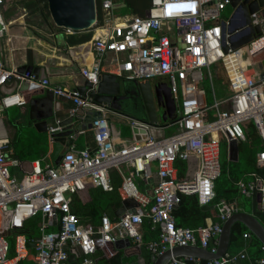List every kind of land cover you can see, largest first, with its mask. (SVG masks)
<instances>
[{
  "label": "built area",
  "instance_id": "built-area-1",
  "mask_svg": "<svg viewBox=\"0 0 264 264\" xmlns=\"http://www.w3.org/2000/svg\"><path fill=\"white\" fill-rule=\"evenodd\" d=\"M231 1L151 0L143 16L134 13L118 16L114 11L119 0H99L98 8L95 0L96 22L88 31L91 38L75 46L88 43L93 56L89 65L82 64L78 70L84 83L90 86L83 93L77 88L53 85L47 78L41 80L31 72L18 73L14 66H6L1 53L0 121L8 109L28 106L25 91L20 90L23 83L28 85L26 91L49 90L54 98L68 101V117L80 124L86 112L95 115V121H91L89 129L91 147L79 149L71 143L57 164L34 161L29 169L11 157V139L0 137V264H17L31 257L28 242L34 244V264H71V256L76 264H95L93 256L99 248L106 243L115 248L116 242L123 240L121 230L130 242L146 247L154 256L187 246L216 251L223 223L236 212V207L224 199L212 204L214 183L221 172V143L244 142L242 125L248 121L264 142V72L250 74L245 67L264 50V21L258 13L251 15V24L260 25L261 35L224 54L222 25L224 22L228 27L230 17L224 14ZM4 11V0H0V39L7 36L9 27L15 23L4 19ZM62 30L65 38L74 34L72 30ZM107 58L110 68L105 71ZM214 69L226 79V91L221 96L213 88ZM103 72L121 80L154 79L166 83L176 107L173 118L161 126L122 115L131 137L127 143L117 145L109 123L112 110L95 103L89 95L96 90ZM206 82L211 85L214 100L210 104L204 88ZM5 89L11 90L2 92ZM60 121L47 126L50 143L54 142L53 134L62 132ZM165 130L174 131L165 136ZM187 158L196 160L195 171L189 180L179 181L174 163ZM256 163L264 168V151L256 154ZM111 171L121 180L116 192L121 200H133L134 211H126L116 221L104 215L95 228L79 224L70 209L71 196L83 190L87 182L105 192L113 191ZM154 172L156 181L150 199L135 181H151ZM250 177L249 182L236 184L238 191L246 197L264 193L262 178L256 173ZM179 195H195L200 206H214L216 220L207 218L205 226L197 229L177 227L173 211L180 201ZM35 217L40 219L39 234L28 240L24 226ZM55 217L58 229L49 232ZM144 219L149 220L152 230H158L157 240L143 242ZM10 240L12 257H9ZM245 258L243 252H227L207 264H236ZM187 259L196 260L172 258L168 264H187ZM256 264H264V247Z\"/></svg>",
  "mask_w": 264,
  "mask_h": 264
},
{
  "label": "water",
  "instance_id": "water-1",
  "mask_svg": "<svg viewBox=\"0 0 264 264\" xmlns=\"http://www.w3.org/2000/svg\"><path fill=\"white\" fill-rule=\"evenodd\" d=\"M53 24L60 29H69L74 32H88L96 22V5L95 0H45ZM233 13L228 20L226 28L223 22L222 34V51L227 54L229 50L239 49L253 39L261 35L260 25L253 26L250 16L258 13L260 20L264 21V0H232L230 4ZM227 35V36H226ZM62 41V35L57 36ZM259 70L264 72V59L257 63ZM18 73L31 72L37 75L41 80L46 78L43 69L33 66H21L17 68ZM87 83L78 87L83 93ZM28 85L23 83L21 91H26ZM90 97L97 104L106 105L113 112L124 114L125 116L134 117L152 125L159 123V120L166 122L173 118L175 104L171 99V92L166 83L162 82L151 85L150 81L136 82L121 80L110 74H102L100 82L95 91L90 92ZM155 106L163 109L160 119L157 117ZM56 108L55 98L49 90L44 91L40 97L29 99L28 116L34 128L38 133H45L51 119L55 116ZM91 112H86L83 123L74 124V118L69 117L61 120L59 126L62 132L52 135L54 138L53 153L51 159L57 164L60 160V151L66 145V138L72 136L78 130L91 128V121H95ZM231 155L237 158V142H229ZM135 203L131 199L122 200L112 206L113 214L116 218L123 216L126 211H134ZM175 206L174 209H177ZM214 206H201L202 211L213 210ZM240 223L258 239L264 246V227L252 215L245 212L237 211L227 219L222 225V232L219 236L217 249L214 253L199 247H175L166 250L159 256H151V264H168L172 258H193L201 261H213L221 258L229 250L231 227L234 223ZM52 225L56 224V217ZM122 239H119L115 248L121 250L131 245L123 230ZM32 254L35 253L34 244L27 243ZM71 264H76L74 256L70 257Z\"/></svg>",
  "mask_w": 264,
  "mask_h": 264
},
{
  "label": "trees",
  "instance_id": "trees-1",
  "mask_svg": "<svg viewBox=\"0 0 264 264\" xmlns=\"http://www.w3.org/2000/svg\"><path fill=\"white\" fill-rule=\"evenodd\" d=\"M150 1L151 0H119V2L116 4L115 11L121 9L126 11V13L122 15L134 13L143 16L144 9L150 6ZM5 3L6 0H4V4ZM230 14V10H227L226 14H224V17L227 18V16ZM70 38L71 37H67L66 39H62V41L57 40L58 46L61 48V46H64V44L69 41L68 39ZM88 40H90V35L82 38H71L69 42L70 45L75 46L81 43H85ZM64 55L68 57L67 53H64ZM26 64L27 66L35 65L31 61V58H28V62ZM242 128L245 135V141L238 143V160L241 154L242 144L250 143L252 145L254 140L258 141L259 144H257L256 147L251 146L252 153L249 158L250 169L245 174L247 179L236 180L233 183L234 192H236L235 190L237 189L236 184L239 181L248 182L251 178L250 175L252 173H256L257 175H259V177L262 178L264 182V168L259 167L256 163V154L260 151H264V142L262 141L252 122H245L242 125ZM31 131V133L28 132L29 135L27 136V142L26 144H24L21 142L22 139L19 129L15 127V134L11 140L12 158H16L19 161L24 160L23 156L26 154L24 153V151L19 149L20 145H23L27 149V154L34 156L31 159V162L41 160L45 157V155L47 154L46 134L37 133L32 129ZM130 135L131 134L129 128L124 129L123 137L129 138ZM39 144H42L41 147H38ZM77 148L84 149V147ZM174 168L177 171V180H189L193 176V173L195 171L196 160L194 158H187L185 160L177 159L174 163ZM221 175L222 166L220 175L217 180ZM110 180L113 186V191L111 192H105L100 187H96L92 183L87 182L85 183V187L83 190L75 192L71 196L70 209L71 212L76 215L79 224L83 226L90 225L95 228L100 224V220L104 215H106L112 221L117 220V218L113 214L112 206L120 202L121 200L118 193L116 192L117 188L120 186L121 180L115 171L110 172ZM217 180L214 183L215 199L212 204H216L221 199L230 202V198L228 199L227 197H223L216 191ZM253 195L254 194H252L251 196ZM179 198L180 201L178 203V207L173 211V216L177 227L197 229L205 226L207 218H210L213 221L216 220V209L210 211H202L201 206L198 203V199L195 195H179ZM252 216L255 217L264 227V212H254V215ZM39 223V217L32 218L28 220V222H26L24 226V233L29 240L34 239L39 234ZM47 231L51 232L53 231V229L50 228ZM142 234L144 243H148L158 239V230H152L151 224L147 219L143 220ZM245 234H249L250 237L245 238ZM209 247H211V245ZM263 247L264 246L258 241V239L254 237L244 225L238 222L232 225L228 253L237 254L240 252L239 250H241V252L245 250L243 253L246 252L248 254L247 256L249 258V263L256 264V261L263 255ZM12 254L13 244L11 242L9 257L12 256ZM151 256L152 254L144 246L138 247L135 244H131L127 248L117 250L111 243H106L96 251L93 259L95 264H137L136 260L138 261V259H142L144 261V264H151ZM195 261L196 260L187 259L186 263L196 264ZM241 261L242 260H240V262ZM238 263L239 261L236 264ZM197 264H207V262L200 260L197 262Z\"/></svg>",
  "mask_w": 264,
  "mask_h": 264
},
{
  "label": "rangeland",
  "instance_id": "rangeland-1",
  "mask_svg": "<svg viewBox=\"0 0 264 264\" xmlns=\"http://www.w3.org/2000/svg\"><path fill=\"white\" fill-rule=\"evenodd\" d=\"M5 4L4 10L6 14H3L4 19L15 21V23L12 24L8 29V39L6 40V38L3 37L0 39V45L2 46L3 50L4 48L6 49L5 56L6 54L9 55L8 62L10 58L11 61L13 60L15 62V64L22 61L28 62V58H31V61L34 63L43 64L45 62H54L56 64L60 59L62 61L64 60V55L59 50L55 39L57 35L62 34L63 30L57 28L53 24L48 11L47 2L45 0H6ZM96 4H99V0H96ZM230 12L232 14L233 9H230ZM124 13H126V11L121 9L114 11V14L118 16ZM231 14L228 15L227 18H229ZM88 35H90L88 32H74V34L69 37L82 38ZM70 39L68 40L70 41ZM69 41H67L68 46L70 45ZM61 48H63V46H61ZM63 52L65 53V51ZM263 53L264 50L250 59L253 64L250 66L251 68L261 71L257 67V59ZM244 59H247V56H244ZM245 64L246 63L243 62V65ZM157 83V80H151V85L155 86ZM215 84L217 85L218 82ZM67 85L71 86L72 84L71 82H67ZM204 88L207 96H209V104L214 102V100L210 98L211 94L209 91V84L205 83ZM35 91L36 90L34 89L28 90L25 91V94L29 96V98L39 95L37 91ZM218 99L220 100V98ZM155 108L157 117L160 119L163 109L158 106H155ZM20 111V108L17 107L8 109L2 114V121L4 128L7 130H9L8 128L11 127H17V129L20 131V136L22 139L21 142L26 144L27 136L29 135L28 132L31 133L32 131L31 129L29 130L28 127H25L17 122L19 121L18 119L20 117ZM114 125L123 130L128 128L125 123ZM172 131L174 130H165V136H169ZM257 144H259V142L256 140H254L252 145L250 143L242 144L241 154L238 161H231L228 157V154L226 153L225 146H221L220 163L222 166V175L216 182V191L219 193V195L227 197L228 199L239 197L241 201L246 204V210H250V208H248L249 200L244 196H240L237 192H234L233 183L238 179H247L245 174L250 169L249 158L252 153L251 146L256 147ZM41 145L42 144H39L38 147H41ZM19 149L24 151L26 154L23 156L24 160L22 161L31 162V159L34 156L27 154V149L23 145H20ZM135 183L138 186L140 181L137 180ZM25 264H27V262H25Z\"/></svg>",
  "mask_w": 264,
  "mask_h": 264
},
{
  "label": "crops",
  "instance_id": "crops-1",
  "mask_svg": "<svg viewBox=\"0 0 264 264\" xmlns=\"http://www.w3.org/2000/svg\"><path fill=\"white\" fill-rule=\"evenodd\" d=\"M227 10H228V8L226 9L225 14H226ZM3 14H6V12L4 11ZM57 36H59V35H57ZM57 36L55 38L56 39V44H57V40H59ZM5 38H6V40L8 39V31H7V36H5ZM90 38H91V33H90ZM63 39H66V38L63 37ZM57 46H58V44H57ZM75 46L74 45H69L68 46L67 42L63 46L64 49L60 48L58 46L59 50L61 51V53L63 55H64L63 51H65V53L68 54V57H66L65 55L63 56V58H64L63 61L59 58L60 60L56 64L54 62L53 63L45 62L44 64L43 63H34L33 62L35 64V65H33V67H38L40 69H43L44 72H45L46 78L53 85H59V86H62V87H65V88H69V89L82 87V86H84L85 83H84V80L78 74L79 67L82 64L89 65L92 62V60H93V56L90 53L89 46H88V47H86L84 49V52L82 53V55H80V54L77 55L79 57V59H75L72 56L71 52L69 50H67L68 47L75 48ZM80 47H78V48H80ZM0 48H1L0 55L2 53L1 57L4 60V62H5L7 67L14 66L17 69L18 67H21V66H27V64H26L27 62L22 61V62H19V63L15 64V62L13 60L11 61V58L9 60V62H10L9 63L8 62L9 55L6 54V56H5L6 49L4 48V50H3L1 45H0ZM12 58H13V56H12ZM261 59H264V53L261 54V56H259L257 61L259 62ZM251 65H253V64H252L251 60H249L248 65H245L246 71L248 73H250V74L256 73L257 69L251 68L250 67ZM109 68H110V62H109V58H107V60L105 61V64H104V70L105 71H106V69L109 70ZM214 71H216V69H214ZM102 74H106V72L105 73L103 72ZM67 80H69V81H67ZM67 82H71L72 85L68 86ZM216 82H218L217 85L215 84ZM150 83H151V81H150ZM159 83H162V82L158 81L157 84H159ZM206 83L209 84V82H206ZM213 88L217 91V94L219 96L223 95V92L226 91V79H225V76H224V74L222 72H218V73H217V71L215 72V78H214V81H213ZM210 89H211V85L209 84V91L211 93ZM10 90L11 89H5L2 92H9ZM36 91H37V93L39 95H35L34 97H40L44 93L43 90H36ZM26 97L28 99V103H29V99L34 98V97L29 98V96H27V95H26ZM208 98H209V96H207V99ZM210 98L212 99L211 96H210ZM208 101H209V99H208ZM55 103H56V108H55V111H54L55 116L51 119V121L49 122L48 126L53 124L55 120H64V119L69 118L68 117V108H70V103L68 101L62 100L60 98H55ZM20 110H21L20 114H19L20 117L18 119L19 121H17V122L20 123L21 125L25 126V127H28L30 129L36 131V129L34 128L32 122L29 120L28 106L26 108H20ZM122 115L125 116L124 114H120L118 112H113L112 111L111 115L109 117V123H110V125H111V127L113 129V139H114V141H115V143L117 145H122L124 142L127 143L128 140H130V137H131V135H130L129 138L123 137L124 130L119 128V127H116L114 125V124L124 123V120L121 118ZM78 123L79 122L77 120H75L73 126L75 124H78ZM164 123L165 122H162L161 120H159V125L162 126ZM8 129L9 130L4 128L3 121H0V136H7V137H9L12 140V138H13V136L15 134V128L11 127V128H8ZM164 133H165V131H163V134ZM45 134H46V137H47V154L45 155V157L43 159L38 160V161H42L43 163H45V162L54 163V160L51 159V155L53 153L54 142L53 143L49 142L48 135H47V130H46ZM160 134H162V132H160ZM92 142H93L92 141V134H91V131L89 129H86L83 133H78V131H76L72 136L66 138V145L62 147V150L60 151L59 156L62 155V153L64 152L66 146H68L71 143H74L75 146L77 145V147L89 148V147L92 146V144H93ZM238 143H240V142H238ZM238 143H237V146H238ZM222 145L225 146V150H226V153L228 154L229 159L231 161H237L238 160V150H237V158H235V156L231 155V150H230L229 143H226V142L223 141L221 143V146ZM220 157H221V148H220ZM21 162H22V165H23L24 169H29L30 168L29 164L31 162H25V161H21ZM32 162H34V161H32ZM250 180H251V178H250ZM154 181H156L155 172L153 173V179L151 181H147V182L140 181V183L138 185V187L141 190V192L144 193L145 195H147V197H149L150 199L152 198V186L154 184ZM244 182H246V181H244ZM235 191L240 196H243L239 191H237V189ZM244 197H246V196H244ZM246 198L249 200V204H248L249 207L248 208H250V210H246V204L243 203L239 197L238 198L234 197V198L230 199V202L236 207L237 211L245 212V213L250 214V215H254V212H262V213L264 212V193L255 192L253 196L246 197ZM121 201L122 200H120V202ZM50 228L53 229V232L57 231V229H58L56 224L55 225L50 224L49 227H48V230ZM141 232H142V229H141ZM11 242H12V240H10V243ZM130 243L133 244L132 242H130ZM12 244H13V242H12ZM125 248H127V247H125ZM239 251L241 252V250H239ZM239 251H237V252H239ZM244 251H242V252H244ZM228 252H229V250H228ZM253 252H254V250H253ZM13 254H12V256H13ZM247 255L248 254L246 253V256ZM12 256H10V257H12ZM32 256H33V254H32V251H31V257H29L28 259L22 260V261L18 262L17 264H19V263L25 264V262H27V264H34ZM196 261H195V263L197 264L198 261L197 262ZM136 262H137V264H144V261L142 259H138V261L136 260ZM238 264H250L248 256H247V258L245 260H242L241 262L239 261Z\"/></svg>",
  "mask_w": 264,
  "mask_h": 264
},
{
  "label": "bare ground",
  "instance_id": "bare-ground-1",
  "mask_svg": "<svg viewBox=\"0 0 264 264\" xmlns=\"http://www.w3.org/2000/svg\"><path fill=\"white\" fill-rule=\"evenodd\" d=\"M89 46V44L87 43V44H84V45H82L80 48H71L69 51L71 52V54H72V56L75 58V59H79V57L77 56L78 54H80V55H82V53L84 52V49L86 48V47H88ZM79 50V51H78ZM79 52V53H78ZM79 55V56H80Z\"/></svg>",
  "mask_w": 264,
  "mask_h": 264
},
{
  "label": "flooded vegetation",
  "instance_id": "flooded-vegetation-1",
  "mask_svg": "<svg viewBox=\"0 0 264 264\" xmlns=\"http://www.w3.org/2000/svg\"><path fill=\"white\" fill-rule=\"evenodd\" d=\"M231 9V7H228V10H230Z\"/></svg>",
  "mask_w": 264,
  "mask_h": 264
}]
</instances>
